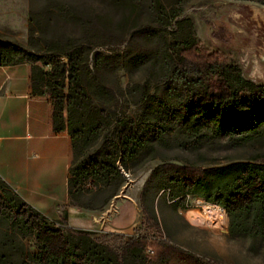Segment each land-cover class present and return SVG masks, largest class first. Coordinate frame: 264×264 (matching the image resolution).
I'll return each instance as SVG.
<instances>
[{
	"label": "trees",
	"instance_id": "obj_1",
	"mask_svg": "<svg viewBox=\"0 0 264 264\" xmlns=\"http://www.w3.org/2000/svg\"><path fill=\"white\" fill-rule=\"evenodd\" d=\"M159 8L150 6L153 24L142 29L146 36L160 39L153 49L105 52L77 37L42 39L37 47L41 29L33 24L31 10L26 44L0 35V65L30 63L32 92L49 95L52 128L65 129L69 135L67 201L79 209L99 210L122 187L121 169L141 168L155 158L157 148H195L196 140L209 134L224 139L231 148L253 152L248 158L206 168L156 166L144 183L140 208L157 235H134L117 248L63 229L62 222L28 205L0 178V264H223L163 237L155 222L153 200L151 207L146 205L153 182L174 209H187V204H180L184 197L221 207L227 238L243 240L249 255L264 256V84L243 77L240 67L222 54L201 49L190 33L182 43L168 44L162 35L167 32L164 26L178 11ZM180 22L176 19L174 28ZM175 30L168 31L171 38ZM172 47H177L176 62ZM153 60L163 74L160 84L152 86L147 78L130 81L125 92L119 90L140 110L137 117L129 116L99 74L110 66L131 74ZM179 67L181 76L175 82L173 73ZM170 131H174L172 141L166 137Z\"/></svg>",
	"mask_w": 264,
	"mask_h": 264
},
{
	"label": "rangeland",
	"instance_id": "obj_2",
	"mask_svg": "<svg viewBox=\"0 0 264 264\" xmlns=\"http://www.w3.org/2000/svg\"><path fill=\"white\" fill-rule=\"evenodd\" d=\"M150 6L178 11L171 24H162L167 29L162 35L168 44L182 43L190 33L201 49L222 54L226 61L240 67L243 77L264 84V67L259 59L264 40V0H0V35L26 44L28 11L31 10L34 13L33 24L41 29L36 34L40 38L37 47L42 46V39L77 37L105 52L153 49L160 39L142 32L145 26L153 24ZM176 19L181 20L177 29L173 25ZM170 30H175L174 38H171ZM176 50L177 47L170 49L175 62L178 59ZM91 55L92 51L88 54L89 59ZM59 58L67 64L64 56ZM99 75L103 83L117 94L121 110L132 117H137L140 110L130 102L132 98L120 96L119 90L125 92L130 81L142 82L148 78L154 86L163 80L156 60L138 70L132 69L131 74L110 66ZM173 76V81H179L180 67L175 69ZM173 134L174 131L167 132L168 140L172 141ZM198 139L190 137V141H197L193 144L195 148L178 145L157 148L155 158L141 168L121 169L125 177L122 187L99 210L79 209L69 204L62 164L57 166L51 182L37 184L36 188L42 196L24 195L53 215L51 220L62 222L63 229L86 234L110 248H117L134 235L156 236L153 223L147 220L148 215L140 208L144 183L156 166L173 163L206 168L248 158L253 152L250 148H231L224 139L210 134L207 138ZM147 197L149 201L146 205L151 207L153 200L155 222L171 244L223 264H264V256H252L246 252L243 240L227 238V218L226 223L219 226L200 225L192 221L191 214L203 213L210 203L184 197L180 204H187V209H174L162 191L155 190V182L150 185Z\"/></svg>",
	"mask_w": 264,
	"mask_h": 264
},
{
	"label": "crops",
	"instance_id": "obj_3",
	"mask_svg": "<svg viewBox=\"0 0 264 264\" xmlns=\"http://www.w3.org/2000/svg\"><path fill=\"white\" fill-rule=\"evenodd\" d=\"M70 159L69 135L52 128L49 95L32 92L30 63L0 65V178L51 220L53 215L24 194L42 196L37 184L51 182L59 164L67 177Z\"/></svg>",
	"mask_w": 264,
	"mask_h": 264
},
{
	"label": "bare ground",
	"instance_id": "obj_4",
	"mask_svg": "<svg viewBox=\"0 0 264 264\" xmlns=\"http://www.w3.org/2000/svg\"><path fill=\"white\" fill-rule=\"evenodd\" d=\"M203 213L194 212L191 219L195 224H214L215 226L224 225L226 223V214L222 208L209 204Z\"/></svg>",
	"mask_w": 264,
	"mask_h": 264
},
{
	"label": "water",
	"instance_id": "obj_5",
	"mask_svg": "<svg viewBox=\"0 0 264 264\" xmlns=\"http://www.w3.org/2000/svg\"><path fill=\"white\" fill-rule=\"evenodd\" d=\"M259 59H260L261 63L263 64V67H264V40H263V51L260 54Z\"/></svg>",
	"mask_w": 264,
	"mask_h": 264
},
{
	"label": "built area",
	"instance_id": "obj_6",
	"mask_svg": "<svg viewBox=\"0 0 264 264\" xmlns=\"http://www.w3.org/2000/svg\"><path fill=\"white\" fill-rule=\"evenodd\" d=\"M219 208H221V207H219Z\"/></svg>",
	"mask_w": 264,
	"mask_h": 264
}]
</instances>
